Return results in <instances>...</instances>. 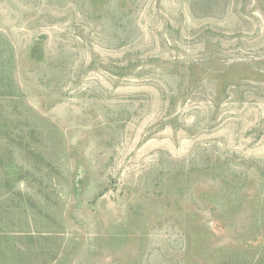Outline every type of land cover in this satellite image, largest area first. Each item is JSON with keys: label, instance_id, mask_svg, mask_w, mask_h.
<instances>
[{"label": "rangeland", "instance_id": "374dc122", "mask_svg": "<svg viewBox=\"0 0 264 264\" xmlns=\"http://www.w3.org/2000/svg\"><path fill=\"white\" fill-rule=\"evenodd\" d=\"M0 264H264V0H0Z\"/></svg>", "mask_w": 264, "mask_h": 264}]
</instances>
